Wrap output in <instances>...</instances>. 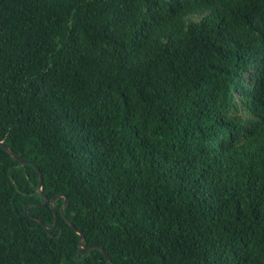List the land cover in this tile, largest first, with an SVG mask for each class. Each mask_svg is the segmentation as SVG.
<instances>
[{
	"label": "trees",
	"instance_id": "16d2710c",
	"mask_svg": "<svg viewBox=\"0 0 264 264\" xmlns=\"http://www.w3.org/2000/svg\"><path fill=\"white\" fill-rule=\"evenodd\" d=\"M0 142V264H264V0H0Z\"/></svg>",
	"mask_w": 264,
	"mask_h": 264
},
{
	"label": "water",
	"instance_id": "95a60500",
	"mask_svg": "<svg viewBox=\"0 0 264 264\" xmlns=\"http://www.w3.org/2000/svg\"><path fill=\"white\" fill-rule=\"evenodd\" d=\"M0 146H2V147L8 152V154H9L13 159L19 161L21 164H31V165H33V163H31V162H27V161H24L22 158H20L19 156L15 155V154L10 150L9 146H8L6 143H4V142H0ZM36 169H37V172H38V174H39V179H40V185H39V187H38V189H37V192H38V194H39L40 196H42V197L44 198V200H45L44 203H43V205H48V204H50V206L54 209V202H55V200H56L57 198H59V197H55V198H53L52 200H49V199L43 194V178H42V174H41V172L39 171V169H38L37 167H36ZM67 203H68V200H67V198L65 197V203H64V206H63L62 209H61V212H62V213H63L64 208L67 206ZM29 205H30V204H28V205L25 207V211H26L27 214H28L27 209H28ZM54 214H55V223H54V226H53L52 228H47L46 225H45L43 222H41V221L38 220V219H35V218H34V219H35L36 221H38L40 224H42V226H43V227L49 232V231H51L52 229H54V228L56 227L57 222H58V217H57V213H56L55 210H54ZM32 218H33V217H32ZM67 222H68V224H69L72 228L75 229L76 233L80 236V239H79V242H78V249H79V252H80L81 254H84V255H85V254H87L91 249H100V250L104 253V256H105V258H106L108 264H113V263L111 262L110 258H109L108 253L105 251L104 248H102V247H100V246H90V247L84 248L83 245H82L83 242H84V236H83V234H82L79 230H77V229L72 225V223H71L70 221H67Z\"/></svg>",
	"mask_w": 264,
	"mask_h": 264
}]
</instances>
